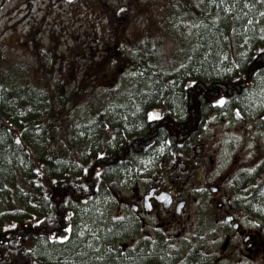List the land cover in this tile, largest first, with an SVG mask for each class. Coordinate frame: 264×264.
I'll list each match as a JSON object with an SVG mask.
<instances>
[{"label": "rangeland", "instance_id": "obj_1", "mask_svg": "<svg viewBox=\"0 0 264 264\" xmlns=\"http://www.w3.org/2000/svg\"><path fill=\"white\" fill-rule=\"evenodd\" d=\"M217 4L235 23L221 43V65H212L211 70L232 75L239 70L235 65L242 67L245 63L249 46L264 37V3L260 0H225L224 4L216 0L207 5L202 0H75L73 4L64 0H0V52L5 61L15 64L19 76L32 78L38 87L45 83L43 74L55 85L49 97L52 115L49 109L46 114L58 121L57 135L48 138L50 144L45 145L68 156L73 151L83 158L82 153L85 155L91 149L93 135L89 133L101 112L110 120L121 117L127 131L140 128L131 125L136 116L159 115L163 106L160 103L168 90L160 87L162 98H153L152 90L158 84L155 85L148 65L156 66L161 59L158 70L163 74L188 67L190 54L208 38L201 28L208 25L207 14L214 13ZM225 7L230 11H224ZM210 31L215 33L214 26L209 24ZM184 42L180 60L174 58ZM209 54V50L203 52V61L208 60ZM183 75L187 74L180 77ZM170 101L177 113V106H173L176 98L170 97ZM235 107L242 110L246 120L237 116ZM214 110L212 122L204 126L197 144H203V150L196 153L199 149H195L191 154L204 173L200 166L196 170L190 168L187 155L170 156L167 152L169 161L163 160L165 141L151 155L139 158L137 168H115L106 173L108 181L131 192L136 181L143 187L154 179L160 180L158 172L163 169V161L164 167L172 165V183L179 190L190 192L185 227L196 237L157 240L158 233L154 231L156 241L143 248L140 246L146 240L135 245L141 234L130 240L128 229L123 228V236L120 228L132 214L127 211L124 215L118 201L104 187L92 202L76 207L74 224L65 243L39 240L35 254L59 264H210L211 253L218 250L216 245L222 247L227 233L232 232L224 216L206 197L209 194L212 198L211 186L220 185L233 199L229 208L238 220L251 230L260 229L259 238L264 242V197L258 201L250 198L251 184L244 191L236 192L234 188L246 168L254 171L256 164L264 163V134L250 136V132L264 130V81L257 77L247 93ZM113 129L106 126L105 140ZM247 141H252L251 147H246ZM78 167L74 163L72 169ZM1 200L3 220L16 213L26 215L29 202L22 201L19 194L16 200L22 204L20 208L10 198ZM31 209L35 210V206ZM137 222L143 229L153 225L152 219L147 224L140 218ZM126 243L127 250L123 249ZM241 246L242 242L232 241L220 264H264V253L251 261L238 253Z\"/></svg>", "mask_w": 264, "mask_h": 264}, {"label": "trees", "instance_id": "obj_2", "mask_svg": "<svg viewBox=\"0 0 264 264\" xmlns=\"http://www.w3.org/2000/svg\"><path fill=\"white\" fill-rule=\"evenodd\" d=\"M202 1L205 5L210 4V0ZM186 9L190 12L189 8ZM213 12L207 14L210 18L208 25L201 28L203 36L208 35V38L190 54L188 67L163 74L158 70L161 59L156 66L148 65L155 85L160 84L152 90L153 98H162L163 89L160 87L168 90L160 103L163 106L159 119H149L144 114L139 118L136 116L131 125L140 128L127 131L121 117L110 120L101 112L89 133L93 135L91 149L87 151L88 157L82 162L81 170L72 169L74 163L81 165L80 155L69 151L72 155L68 156L55 148L51 150L53 146L45 145L50 144L48 138L53 139L57 135L58 121L51 120L46 114L49 109L52 115L49 97L55 85L43 73L41 77L45 83L42 87L26 75L20 77L16 65L7 63L5 55L0 52V206L1 198L5 197L20 208L22 204L16 200L18 194L22 201L29 202L26 215L16 213L13 218L3 220L0 214V264H59L37 256V243L42 239L65 243L70 233L67 230L74 224L76 207L92 202L102 188L106 187L120 201L121 188L108 181L107 172L115 168H137V160L150 155L163 139L171 149L167 151L170 156L176 153L175 150L193 146L203 131L209 112L208 103L210 106L212 100L239 97L255 84L257 77H264V53L260 51L264 49V39L255 40L248 59L234 76H223L211 70L212 65H221V43L228 35L229 27L235 23L223 13L222 8L215 7ZM209 24L214 26L217 35L209 32ZM184 46L185 42L174 53V58L179 59ZM207 50L211 54L208 60L203 61V52ZM184 73L187 75L181 78ZM170 97L177 100L173 106H177L178 114L168 103ZM136 119H139L138 123ZM108 124L114 129L105 140ZM98 143L103 148L101 152L95 150ZM81 156L84 157V153ZM172 168L171 165V172ZM243 185V181L238 182L237 189L240 191ZM34 206L35 210L31 209ZM124 227L130 236L141 232V225L134 217L121 223L123 236ZM62 234L67 239L61 241ZM150 243L146 239L140 247H147ZM202 264L208 263L202 261Z\"/></svg>", "mask_w": 264, "mask_h": 264}, {"label": "flooded vegetation", "instance_id": "obj_3", "mask_svg": "<svg viewBox=\"0 0 264 264\" xmlns=\"http://www.w3.org/2000/svg\"><path fill=\"white\" fill-rule=\"evenodd\" d=\"M73 3L74 1L70 4ZM257 133H260V135L263 136L264 131H256L253 137L256 138ZM263 140H260V142H263ZM257 145L258 142H256V146ZM194 158V156H192L191 158L188 157L187 162L189 161V163L191 164L190 168L196 170L200 165L193 162ZM211 162H214V160L212 159ZM201 167L202 166H200L199 169L204 173L203 168ZM262 170L263 176L264 168ZM170 174V170L167 169V181L162 185L150 186L146 190L135 188L132 194V198H128L126 196H122L120 198V201L124 202L126 206H132L134 208L136 219L140 218L143 223L146 224L148 222H151V219L153 220V225H151L147 229H143L141 225V238H150L152 241H155L156 235L154 231H157L158 233L157 240L165 239L167 241H173L182 238H186L187 240H189V236L196 237V234L194 232L187 231L185 227V219H187V209L190 206V192L188 191V193H186L185 189L179 190L177 186L172 183ZM260 183L263 184V178L261 179V176L259 178L258 184L256 185L258 186ZM204 189L206 190V188ZM207 189L209 190V188ZM210 189L213 192L211 194L212 198H210L209 194L207 196L205 193H202V195L205 194L207 199L211 200V203L221 212V216H224L226 226L232 228L231 234L229 235L227 233L224 245L222 247H218V245H216L218 250L211 253L209 260L212 262H210V264L222 263V259H224L229 245L234 240L236 242H242V246L238 253L240 254L241 252L242 257L253 261V258H256L260 253H264V242L260 241L259 238L261 234L260 229L254 228L251 230L244 226V224L238 220L237 216L229 208L230 205H232L233 199L229 197L226 191H224L222 185L211 186ZM195 190L197 191V188ZM163 192L165 194L167 193V196H169V198L171 199L170 205L163 203L159 199V195ZM260 196V193L256 195L257 198H259ZM147 202L151 205L150 208L148 207V210H146L145 208V203ZM191 216L189 215V218H191ZM147 218H149V220H147ZM227 218H230V220H227ZM135 235L132 234L130 236V240H132Z\"/></svg>", "mask_w": 264, "mask_h": 264}, {"label": "bare ground", "instance_id": "obj_4", "mask_svg": "<svg viewBox=\"0 0 264 264\" xmlns=\"http://www.w3.org/2000/svg\"><path fill=\"white\" fill-rule=\"evenodd\" d=\"M253 47V44L252 45H250L249 46V50L247 51V56H246V60L248 59V57H249V53H250V50H251V48ZM235 74H232V75H228V74H226V75H223V76H234ZM259 78H261L263 81H264V77H259ZM257 79V78H256ZM256 79H255V82H256ZM255 85V84H254ZM253 85V86H254ZM252 86V87H253ZM251 87V88H252ZM250 88V89H251ZM250 89H248L247 91H245V93H247ZM244 93V94H245ZM244 94H242V95H244ZM241 95V96H242ZM240 97V96H239ZM234 98V97H233ZM233 98H226V99H224L226 102L227 101H229V100H231V99H233ZM235 98H238V97H235ZM211 104H210V106H209V103H208V107H209V112H208V115H207V119H206V122H205V124H204V126L206 125V124H210L211 122H212V119L211 118H213L214 117V112H215V110H214V108L215 107H217V106H221V105H218L217 104V101H211L210 102ZM235 113L237 114V113H239V115H237L238 117H240V119H245L246 120V116H245V114L242 112V110L239 108V107H235ZM161 114H162V111H161V113L158 115V116H161ZM204 126H203V131H204ZM203 131L201 132V134L202 135H200V137L198 138V139H196L195 140V143L193 144V146H186V147H183V148H181L180 150L178 149V151L177 150H175L176 151V153L174 154V155H187V157H189V158H191L193 155H191V154H193V152H195V149H199L198 150V152H196V153H199L201 150H203V144H202V146L201 145H197L198 143H199V140L201 139V137L203 136ZM260 131H264V130H260ZM259 131V132H260ZM256 131H253V132H250V136H254V133H255ZM162 141H165V139H163V140H161L160 142H159V144H158V146H155V148H154V150L151 152V154L155 151V149H157V148H159V146L161 145V142ZM166 142V141H165ZM247 148L248 147H251L252 146V141H247ZM50 149L52 150V149H54V147H50ZM95 150L97 151V152H101L102 150H103V148H102V146L98 143V145H96L95 146ZM168 150H171L170 149V147L168 146V145H166V150H165V155H167V151ZM90 152V151H89ZM89 152H87L86 154H85V156L82 158L81 157V159H80V161H81V165H79V169L81 170L82 169V162H85L86 160H87V157H88V153ZM150 154V155H151ZM165 155L163 156L162 155V159L164 160V157H165ZM149 156V155H148ZM187 163H189V161L187 162ZM164 164H165V162L163 161V163H162V166H163V169H159V172H158V177L160 178V180H158V179H154V180H152L146 187L145 186H143V187H141L140 186V184L136 181V183H137V185H136V183H134L135 184V186L133 187V189H132V191L131 192H128V191H126V189H124V187L123 186H121V185H118V186H120V188H121V196H126V197H128V198H132V194H133V192H134V189L135 188H140V189H142V190H146V189H148L150 186H154V185H162V184H164L167 180V170L166 169H168V170H170L169 169V167L167 166V167H164ZM189 166H190V163H189ZM256 166L257 167H254V171H251V170H248V168H246V170L247 171H245V172H243L242 174H241V178H239V179H237L236 180V182H235V186H234V188H235V191L236 192H239V190L237 189V185H238V182H240L241 183V181H243V186H242V188L240 189V191H244V188H245V186L247 185V184H251L252 185V187H253V191L249 194V197L251 198V197H253L256 201H258V200H261V197H264V184H262V183H260L258 186L256 185V184H258V181H259V178H260V176H261V179L263 178V183H264V175L262 176V174H263V168H264V163H259V164H256ZM165 170V171H164ZM171 172V171H170ZM138 175V174H137ZM139 176V175H138ZM256 180V184H254V181ZM135 182V181H134ZM147 184V183H146ZM258 193H260L261 194V196L259 197V198H257L256 197V195H258ZM161 194H165L164 192L163 193H161ZM160 194V195H161ZM159 195V196H160ZM166 195H168L167 193H166ZM244 196H245V194H244ZM117 201H118V206H119V209L121 210V212L125 215V213L128 211V212H130L131 214H132V217H134L135 219H136V216H135V214H134V208L131 206H126L125 204H124V202H121V201H119V199H117V198H115ZM146 204H149V203H145V206H146ZM146 208V210H148V207L146 206L145 207ZM125 212V213H124ZM149 240L151 243H153L154 241H151L150 240V238H140V239H138L136 242H134V243H136L135 245H137V244H139L140 242H142L143 240ZM129 244L128 243H126V244H124L123 245V249H125V250H127V246H128ZM148 264H150V263H148Z\"/></svg>", "mask_w": 264, "mask_h": 264}, {"label": "snow or ice", "instance_id": "obj_5", "mask_svg": "<svg viewBox=\"0 0 264 264\" xmlns=\"http://www.w3.org/2000/svg\"><path fill=\"white\" fill-rule=\"evenodd\" d=\"M210 2H214V0H210ZM260 2L264 3V0H260ZM224 3H225V0H220V4H224ZM216 6L219 7L220 5L217 4ZM224 11H226V12L230 11V8L225 7ZM261 15L264 16V13H261ZM249 23H251V21H249ZM261 39H264V37H261ZM260 51H261V53H264V49H260ZM235 67L237 69H239L240 65H235ZM229 71H231V69H229ZM225 103H226V101L223 98H221L220 100L217 101L218 105H224ZM237 115H239V113H237ZM148 117H149V119H159L158 114H155V113H149ZM17 143H19V141H17ZM97 176H99V173H97ZM159 199L164 200L166 202L169 201V197H167V196H161V197H159ZM146 206L149 208L151 207L150 204H147ZM119 219H123V217H120ZM67 231H70V229H68ZM60 239H61V241H63L65 239H67V237H61Z\"/></svg>", "mask_w": 264, "mask_h": 264}, {"label": "water", "instance_id": "obj_6", "mask_svg": "<svg viewBox=\"0 0 264 264\" xmlns=\"http://www.w3.org/2000/svg\"><path fill=\"white\" fill-rule=\"evenodd\" d=\"M66 2H68V3H71V2H73V1H75V0H65ZM264 191V190H263ZM161 196H167L166 194H161L159 197H161ZM167 197H169V196H167ZM161 200V199H160ZM163 203H165V204H168V205H170V203H171V199L169 198V201H164V200H161ZM148 203V202H147ZM147 205V204H146ZM227 220H230V218H227Z\"/></svg>", "mask_w": 264, "mask_h": 264}]
</instances>
